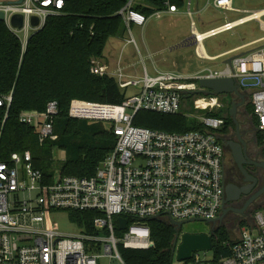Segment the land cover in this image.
<instances>
[{"label":"built area","instance_id":"2783aa9c","mask_svg":"<svg viewBox=\"0 0 264 264\" xmlns=\"http://www.w3.org/2000/svg\"><path fill=\"white\" fill-rule=\"evenodd\" d=\"M65 1L0 0L1 21L18 39L21 52L30 36L49 17L63 12ZM131 2L118 11L130 34L133 25L144 26L148 19L133 9ZM187 3L189 6L190 1ZM163 4L165 9L150 16L160 18L166 12L177 11L175 5L167 1ZM212 5L240 11L232 7V0H212ZM187 14L191 34L196 38L194 53L203 60H216L219 56L206 54L203 39L241 24V17L236 23L227 21L202 32L204 37L199 39L194 34L196 23L189 8ZM15 15L21 16L20 27L12 25ZM89 72L114 77L121 89L139 87L118 104L70 100L68 115L87 121H107L116 137L115 146L98 163L93 175H62L51 182L33 166L28 150L13 152L0 160V264H100L103 258L107 264H129L121 248L146 249L152 245L149 227L143 220L216 218L224 197V147L217 137L224 119L204 113L199 118L206 128L204 132H166L132 123L139 110L179 112L182 98L198 89L200 78H233L239 90L249 93L252 115L264 144V46L233 55L229 62L224 61L222 68H204L190 77L173 71L149 75L144 69L138 78L126 74L119 59L112 67L103 58L95 57L90 59ZM206 96L209 98L202 99L200 109L210 112L220 107L213 99L217 95ZM4 99L8 105L11 94ZM58 112V104L52 100L44 110L22 111L18 118L35 129L41 144L46 139H56L53 124ZM59 210L95 211L98 216L92 220L94 231L79 229L76 233H64L48 228L46 214ZM118 217L127 219L120 235L115 231ZM128 217L135 221L129 223ZM222 244L229 252L216 261L213 256L206 259V251H202L203 255L196 251L187 260H177L174 251L171 264H264V206L253 212L252 223L240 228L237 239Z\"/></svg>","mask_w":264,"mask_h":264},{"label":"trees","instance_id":"16d2710c","mask_svg":"<svg viewBox=\"0 0 264 264\" xmlns=\"http://www.w3.org/2000/svg\"><path fill=\"white\" fill-rule=\"evenodd\" d=\"M128 1L66 0L63 12L49 17L30 36L23 52L18 39L0 20V160L13 152L28 150L33 166L42 171L48 182L62 175L94 174L98 163L113 150L116 137L110 126L101 121L71 118L68 108L73 98L118 104L126 97V89L119 88L114 77L91 74L89 62L92 57L103 58L110 38L123 36L126 29L118 11ZM165 1L177 8L184 4V0H136L131 2V7L149 17L154 11L165 9ZM8 94L11 101L7 105L4 97ZM52 100L59 108L53 124L56 139H46L40 144L35 129L21 123L18 117L22 111H42ZM250 107L252 114L251 104ZM206 114L222 117L227 122L217 133L227 132L228 126H232L228 112ZM132 123L166 132L206 130L200 121L186 117L181 111L139 110ZM55 149L63 151V158L54 159ZM65 211L79 229L94 231L92 220L98 213ZM134 221L128 217L129 223ZM143 222L149 227L152 245L146 249L121 248L122 256L129 264H171L174 226L161 218ZM115 231L119 235L123 233L117 226ZM211 239L214 261L228 254V247L222 244L230 239L225 228L215 229Z\"/></svg>","mask_w":264,"mask_h":264},{"label":"rangeland","instance_id":"374dc122","mask_svg":"<svg viewBox=\"0 0 264 264\" xmlns=\"http://www.w3.org/2000/svg\"><path fill=\"white\" fill-rule=\"evenodd\" d=\"M188 1H190L189 6ZM134 2L136 0L132 1V3ZM232 7L240 11L216 8L212 5V0H184L183 6L178 8L176 13L164 14L162 18H150L144 26L133 25L131 27V34L126 30L122 37L110 38L103 51V58L108 61H104L114 67L116 61L119 59L121 65H128L129 72L138 78H141L144 69L147 70L149 75H154L156 71L168 69L182 72L183 74L194 75L204 68H222L224 67V61L233 55L249 51L258 46H264V37H262L264 36V15L260 17V20L250 19L234 26L231 30L205 38L202 42L204 51L208 55L219 56L216 60H203L194 55L192 41L188 42L192 34L187 9L189 8L191 12L197 31L202 33V31L221 26L220 24L225 23V21H234L240 17L252 14L255 10L264 9V0H232ZM166 35L170 37L171 41L173 38L185 37L182 46L190 47L171 51L168 48L169 45L164 44V41L161 40V36L167 37ZM131 38L134 42L131 41ZM254 39L258 40L254 42L252 41ZM128 40L130 41L128 42ZM225 50L228 51L225 52ZM173 59L177 60V62L175 63ZM138 88L132 86L127 88L125 91L126 96L131 95ZM205 97L209 98V96L202 94H194L190 97L182 98L180 111L186 117L199 121V118L209 110L200 109L202 99ZM213 99H216L220 103V107H215L212 112L222 114L229 113L232 103L236 102V99L229 93L219 94V96H215ZM250 104V96L246 94L244 104L238 106L235 110L236 119H239V124L245 129H250ZM103 123L108 125L107 121ZM251 135V132L247 131L246 138L249 143H252ZM61 158H63V151L55 149L54 159ZM263 206L264 204H262ZM252 214L253 211L243 215L244 218L237 225L236 223L231 224L233 222H227V224L221 223V227L225 228L229 235V240L237 239L240 228L252 223ZM45 224L48 228L64 233H76L79 231V228L70 221L68 212L64 210L46 214ZM213 226L215 228L218 225ZM180 232L209 233L210 228L206 222L191 221L183 224ZM200 255H203L202 251ZM211 256L212 251H206L205 258L210 259ZM100 264H107V260L105 258L101 259Z\"/></svg>","mask_w":264,"mask_h":264},{"label":"flooded vegetation","instance_id":"af4514ba","mask_svg":"<svg viewBox=\"0 0 264 264\" xmlns=\"http://www.w3.org/2000/svg\"><path fill=\"white\" fill-rule=\"evenodd\" d=\"M240 93L244 95V99L246 94L249 95L246 91L240 90ZM231 96L236 99L234 103L241 102L240 97L234 94H231ZM243 104L244 100L241 105ZM252 116L251 114L249 121L250 129H245L241 126L235 114L234 119L231 117L232 126H228V131H219L217 133V137L224 147V197L225 188L228 187L231 191L229 196L234 198L233 201L222 203V208L227 209L221 221L224 224L233 222L231 224L236 223L237 225L244 218L243 215L251 213L252 211L254 212L264 204V144L260 139L255 118L253 117V119ZM226 126L227 122L223 121L219 130H222ZM247 131L252 134V143H249L246 138ZM232 151L236 153L232 154ZM208 225L210 228L212 225H219V222L215 221L214 223H208ZM215 228L217 229V226Z\"/></svg>","mask_w":264,"mask_h":264},{"label":"water","instance_id":"95a60500","mask_svg":"<svg viewBox=\"0 0 264 264\" xmlns=\"http://www.w3.org/2000/svg\"><path fill=\"white\" fill-rule=\"evenodd\" d=\"M0 20H2L1 13H0ZM33 24H36V20L33 21ZM12 25L14 27H20L21 25L20 15H15L13 17ZM247 52L248 51L242 52L240 53V55H243ZM229 61H230V58L227 59V62ZM197 83H198V89L187 93L185 97H190L191 95H194V94L219 95L222 93L234 94L240 97L241 102L232 103L231 108L229 109V116L232 117L233 119L235 118V110L237 106L243 103L244 95L240 93L239 84L233 78H215V79L200 78L197 80ZM235 153H236L235 151H232V154H235ZM230 192L231 191L228 187L225 188V197L222 201L223 204L234 200V198L229 196ZM226 211L227 209L222 208L221 214L217 218H213V219H187L184 221H175V220L170 219V223L174 226V230H175V236L173 239V244H172V249H171L172 256H173L174 251H176L177 260H187L191 258L193 252L212 250L211 235L216 229V228H213V225L210 227V231H211L210 233H188V232L180 233L181 226L191 221H203V222H206L207 224L218 221L220 225ZM152 219H155V217H152ZM117 223H118L119 229L124 230L127 225V219L123 217H118Z\"/></svg>","mask_w":264,"mask_h":264},{"label":"crops","instance_id":"0c3cea01","mask_svg":"<svg viewBox=\"0 0 264 264\" xmlns=\"http://www.w3.org/2000/svg\"><path fill=\"white\" fill-rule=\"evenodd\" d=\"M177 11H178V8H177ZM176 11V12H177ZM176 12H173V13H165V14H167V15H169V14H174V13H176ZM163 17V16H162ZM162 17H160V18H162ZM150 18H153V16H150L148 19H147V21L150 19ZM226 22V21H225ZM220 25H222V24H220ZM217 27V26H216ZM214 28V27H213ZM197 29V28H196ZM207 31V30H206ZM197 32H199V31H197ZM203 32V31H202ZM205 32V31H204ZM201 33V32H200ZM167 36V35H166ZM182 37V36H181ZM181 37H179V38H173L172 39V41H171V39H170V37H165V36H161V40H163L164 42V44L166 43L167 45H169V49L172 51H174V50H176V49H182V48H188V47H190V46H182V43H183V39L185 38H181ZM262 37H264V36H262ZM262 37H259V38H262ZM258 38V39H259ZM258 39H254V40H252V41H256V40H258ZM175 41V42H174ZM192 41V46H194V43H195V39L193 38V36H190V40L188 41V42H191ZM203 41H204V39H203ZM202 41V42H203ZM239 46V45H238ZM237 46V47H238ZM237 47H234V48H237ZM240 47V46H239ZM193 49H194V47H193ZM203 49H204V47H203ZM233 49V48H232ZM228 50H225V52H227ZM207 54V53H206ZM220 54V53H219ZM194 55H195V53H194ZM208 55V54H207ZM196 56V55H195ZM209 57H213V56H211V55H208ZM197 57V56H196ZM198 58V57H197ZM104 59V58H103ZM104 60H107V59H104ZM179 60V59H178ZM108 61V60H107ZM118 61V60H117ZM116 61V62H117ZM173 61L176 63L177 62V60H175V59H173ZM121 64V63H120ZM110 65V64H109ZM127 66V67H126ZM126 66H123L124 67V69H125V72H126V74H128V75H131V76H133L132 75V73L131 72H129V70H128V68H129V66L128 65H126ZM163 71H173V72H175L174 70H163ZM157 72V71H156ZM175 73H177V74H180V75H182V76H184V77H190V76H192V74H188V73H186V74H183L182 72H175ZM136 76V75H135Z\"/></svg>","mask_w":264,"mask_h":264},{"label":"bare ground","instance_id":"6f19581e","mask_svg":"<svg viewBox=\"0 0 264 264\" xmlns=\"http://www.w3.org/2000/svg\"><path fill=\"white\" fill-rule=\"evenodd\" d=\"M264 15V9H260V10H255L252 14L250 15H247V16H243L240 21V23H244L245 21L247 20H250V19H257V20H260V17ZM237 20L233 21V23H236ZM199 39H201L202 37H204V35L200 32H195L194 33ZM194 39L196 41V38L194 36ZM200 50L202 51V48L200 47Z\"/></svg>","mask_w":264,"mask_h":264}]
</instances>
